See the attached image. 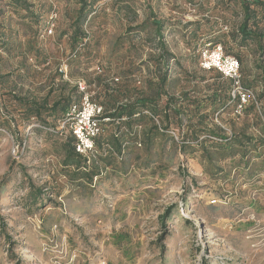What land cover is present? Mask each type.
I'll list each match as a JSON object with an SVG mask.
<instances>
[{
    "label": "rangeland",
    "instance_id": "374dc122",
    "mask_svg": "<svg viewBox=\"0 0 264 264\" xmlns=\"http://www.w3.org/2000/svg\"><path fill=\"white\" fill-rule=\"evenodd\" d=\"M11 2L0 0V182L8 173L0 186V264H264L262 147L247 165L196 142L184 150L161 132L142 146L130 140L122 159L102 164L91 184L73 182L62 164L66 127L29 124L13 97L80 98L75 81L84 79L98 103L114 88L156 98L167 76L161 106L166 92L205 99L216 72L201 67L200 49L216 37L241 55L243 77L253 79L261 56L254 43L241 46L231 35L243 18L236 0H94L84 24L89 38L76 55L70 24L79 0H26L17 10ZM154 19L164 23L169 66ZM261 90L254 88L256 98ZM263 103L256 112L264 120ZM234 106H204L209 127L258 135L256 114L237 117ZM190 109L186 127L196 120ZM117 125L104 122V135Z\"/></svg>",
    "mask_w": 264,
    "mask_h": 264
},
{
    "label": "trees",
    "instance_id": "16d2710c",
    "mask_svg": "<svg viewBox=\"0 0 264 264\" xmlns=\"http://www.w3.org/2000/svg\"><path fill=\"white\" fill-rule=\"evenodd\" d=\"M80 7L78 8L75 16L72 18L70 27L73 28V33L70 35V41L73 46L74 55L78 53V48L87 44L85 40L89 38L88 30L84 27V24L88 20V16L91 13V3L94 1L79 0ZM26 0H12L11 4L17 7L23 5ZM240 5L243 18L237 29L232 32V37L239 45H247L250 42L256 45L257 51L261 56V61L258 63L260 72L257 76L250 79L248 76L243 77L244 68L242 67V57L239 53L235 52L232 48L223 45L221 37L212 39L209 43H204L201 47L210 44L215 46L222 44L225 54L236 56L241 65L242 83L244 86L254 88L257 85L262 86L261 92L258 94L257 102L263 103L264 99V0H236ZM50 18V17H49ZM156 32L159 35V44L161 49V61L169 66V57L173 55L169 53L167 47L162 40L163 21L153 20ZM64 33H67L65 31ZM8 45L4 42V46ZM209 71H215V81L209 85L208 89L211 90L205 99L194 98L191 99L190 95H178L174 96L168 92L164 93L165 104L160 105L159 100L163 94L162 89L167 84V76H163L157 83L158 93L157 97L150 96L144 92L137 93V96H131L128 91L122 90V88H114L113 93H107V99L101 101L103 106V115L101 116L100 127L101 131L96 142V157L89 159L86 155L79 153L76 149L77 139L70 130L68 124L66 129L69 132L67 139L61 144V151L63 152V169L65 175H67L71 181L77 182L79 178L84 177L90 184L93 182L94 177L101 174L100 167L112 165L113 160L120 156L125 155L127 148L130 145V140L139 146L148 142L153 143L154 139L161 132H166L171 138H173L174 131L178 137V142L181 144V148L184 150L189 149L194 142L200 144L202 148L216 149L222 152L221 159L227 158L235 159L239 163L245 160L248 165L251 159H248L249 154L253 150H257L262 147L264 151V120L262 115L259 119L257 117L256 110L259 105L252 101L246 105L244 113L256 114V126L259 127L258 135H251L244 132H240L231 136H225L223 128L214 124L209 127L208 118L209 113H204L202 108L204 106L211 107L212 112H218L223 109L228 101H231V89L233 86V80L225 77L217 69H210ZM257 80H259L257 82ZM119 83H116L117 87ZM75 90L79 93L78 86L75 84ZM82 96V94L80 93ZM78 96L73 94L62 95L52 103L48 99H38L36 96L27 97L22 95H13L15 101L24 108L25 119L29 124L40 122L42 125L57 127V121L64 122L69 117L71 108L74 105H78L81 101ZM185 96V97H184ZM125 101H123L124 99ZM236 105V101H232ZM193 106L195 111V122L189 123L186 127L187 109ZM261 106V105H260ZM235 109V106H234ZM264 114V103L261 107ZM260 111V109H259ZM179 122L178 128L173 126V121ZM109 123L110 125L118 124L114 132L108 136L104 135L103 123ZM143 123L150 124V127L144 133L139 130ZM1 124V120H0ZM135 126V127H134ZM180 129L184 130V134L181 136ZM187 129V130H186ZM203 137L201 140L200 138ZM262 152L256 155L262 157ZM118 155V156H116ZM240 155V157H237ZM239 158V159H236ZM12 169V167H11ZM8 173H6L0 182V186L7 181ZM174 205L167 208L164 215H162V221H166L172 214ZM0 219H2L0 215ZM3 226L6 224L1 222ZM18 264V262H17Z\"/></svg>",
    "mask_w": 264,
    "mask_h": 264
},
{
    "label": "built area",
    "instance_id": "2783aa9c",
    "mask_svg": "<svg viewBox=\"0 0 264 264\" xmlns=\"http://www.w3.org/2000/svg\"><path fill=\"white\" fill-rule=\"evenodd\" d=\"M57 18V12L53 11L50 15V23L53 27ZM52 32V28L50 30ZM200 65L203 69H217L225 77L233 80L231 89V101H236L234 115H243L246 105L254 101L258 104L255 91L244 86L242 83L241 65L236 56L225 54L222 44L211 46L207 44L200 49ZM97 70L101 71L100 66ZM119 82L118 77H113V83ZM81 96L78 105H74L66 121L62 122L63 127L68 124L70 130L77 139L76 149L79 153L86 155L89 159L96 157V142L101 131L100 121L103 115V106L93 99L89 90V85L84 79L75 81ZM261 112V111H260ZM178 140L174 131H171Z\"/></svg>",
    "mask_w": 264,
    "mask_h": 264
}]
</instances>
